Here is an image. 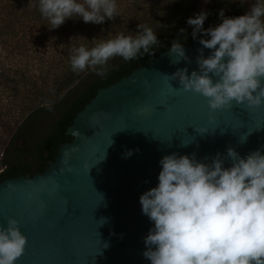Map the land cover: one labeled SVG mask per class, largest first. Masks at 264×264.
<instances>
[{
    "label": "water",
    "instance_id": "obj_1",
    "mask_svg": "<svg viewBox=\"0 0 264 264\" xmlns=\"http://www.w3.org/2000/svg\"><path fill=\"white\" fill-rule=\"evenodd\" d=\"M184 48L188 60L164 52L100 89L44 173L0 184V227L15 219L27 238L15 264H150L144 238L154 225L139 200L158 185L159 161L177 153L210 163L228 148L241 157L264 148V105L213 111L173 79L177 70L199 71L202 45Z\"/></svg>",
    "mask_w": 264,
    "mask_h": 264
},
{
    "label": "clouds",
    "instance_id": "obj_2",
    "mask_svg": "<svg viewBox=\"0 0 264 264\" xmlns=\"http://www.w3.org/2000/svg\"><path fill=\"white\" fill-rule=\"evenodd\" d=\"M39 11L51 25L49 30L70 19L100 25L119 16L116 0H39ZM208 16L201 11L187 20L193 28L192 38L202 45L197 57L199 71L189 76L187 68L177 70L173 79L179 80L184 91L207 98L213 111L233 102L264 105V0H255L243 16L226 18L221 10L222 23L205 29ZM185 31L180 30L181 34ZM74 38L88 41L85 37L71 41ZM91 42L92 47H71V70L91 69L102 78L113 58L127 62L154 55L152 49L160 44L157 33L146 24H138L135 35L121 32ZM204 49L212 50L207 58ZM168 52L179 58L176 63L188 60L180 40L173 41ZM45 103L52 111V105ZM262 153L264 148L241 157L228 148L226 156L218 153L210 163L197 160L195 154L164 156L159 161L158 185L139 200L142 214L154 225L144 238L143 256L150 264H264ZM133 154L128 150L125 158ZM225 157L231 161L230 167H225ZM7 224V228L0 227V264H15L24 253L27 238L17 220L9 219Z\"/></svg>",
    "mask_w": 264,
    "mask_h": 264
},
{
    "label": "trees",
    "instance_id": "obj_3",
    "mask_svg": "<svg viewBox=\"0 0 264 264\" xmlns=\"http://www.w3.org/2000/svg\"><path fill=\"white\" fill-rule=\"evenodd\" d=\"M116 2L119 16L114 20L96 25L76 18L66 21L58 29L49 30L51 25L39 11V0H0V86L5 94L14 98L25 96L30 101L29 108L32 106L21 122L15 120L12 128L0 115V126L9 128L11 133L0 160V184L9 179L44 173L57 158L59 147L72 141L66 134L67 129L100 89L119 82L168 52L173 41L180 40L184 46L198 43L192 38L193 28L187 24L189 18L207 11L209 16L204 28L208 29L222 23L221 10L226 18L238 17L247 14L252 6V0L246 3L211 0L204 10L196 8L198 0ZM138 24H146L157 33L160 44L152 49L154 55H142L127 62L115 57L108 62V73L103 78L91 69L79 73L71 70L72 46L87 44L92 47L93 38L108 39L121 32L135 35ZM181 29L186 30L184 34ZM73 37H85L88 41L83 38L71 41ZM2 53L8 54L9 61L1 57ZM22 55L40 63L37 77L34 72L27 71V66L19 70L20 63L16 65L15 62ZM55 73L57 75L53 76ZM45 101L52 105V111L48 110Z\"/></svg>",
    "mask_w": 264,
    "mask_h": 264
},
{
    "label": "rangeland",
    "instance_id": "obj_4",
    "mask_svg": "<svg viewBox=\"0 0 264 264\" xmlns=\"http://www.w3.org/2000/svg\"><path fill=\"white\" fill-rule=\"evenodd\" d=\"M211 0H209L210 2ZM208 3H205V0H198V3L196 4V8L199 10H204L205 8H207ZM255 3V0H252V4ZM73 28V27H72ZM75 29V28H73ZM52 43H53V39L50 37L49 39ZM52 51H50L51 53ZM49 53V54H50ZM6 62L9 61V59H7L9 56L8 54L2 53L1 56ZM15 64L18 65V68H20L19 70H21L22 68L26 69L27 66V71H32L34 72L33 74L37 77V75L39 74L37 71V69H40V63L38 62H33L31 59L26 58L22 55V57L17 58ZM64 62L68 63L69 60H63ZM69 65V64H68ZM11 68V67H10ZM13 70L15 68H12ZM57 75L56 73L53 75L55 76ZM54 78H51V80H53ZM9 94V93H7ZM5 94L4 89L1 88L0 86V110L2 111V114H0L1 116L3 115V119L5 120V123L9 125L10 128L13 127L15 120H18V123L22 121V119L25 117V115L28 113V110L30 108H32V106H30V101H27L25 96H22V98H14L11 95H7ZM9 110V111H8ZM23 116V117H22ZM7 127V126H6ZM10 130L9 128H2L0 126V160L2 158V153L4 151V148L6 147V145L8 144V142L10 141ZM2 170V167L0 166V172Z\"/></svg>",
    "mask_w": 264,
    "mask_h": 264
}]
</instances>
